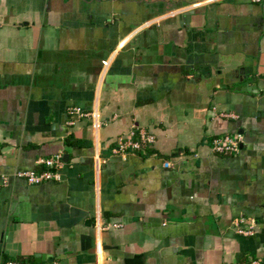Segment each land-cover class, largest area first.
Instances as JSON below:
<instances>
[{
  "label": "crops",
  "instance_id": "0c3cea01",
  "mask_svg": "<svg viewBox=\"0 0 264 264\" xmlns=\"http://www.w3.org/2000/svg\"><path fill=\"white\" fill-rule=\"evenodd\" d=\"M132 128L154 142L113 154ZM235 134L239 152L212 151ZM57 152L60 180L11 176ZM238 216L253 234L234 231ZM252 258H264V0H0V264Z\"/></svg>",
  "mask_w": 264,
  "mask_h": 264
},
{
  "label": "built area",
  "instance_id": "2783aa9c",
  "mask_svg": "<svg viewBox=\"0 0 264 264\" xmlns=\"http://www.w3.org/2000/svg\"><path fill=\"white\" fill-rule=\"evenodd\" d=\"M259 1V0H255ZM68 114H77L79 116L87 115L89 112L84 111L79 106L69 107ZM73 124V120L68 121ZM135 128V127H134ZM133 128L124 135L117 138L115 145L112 147L113 154H127L144 150L154 142V136L143 129H138V133ZM242 141L241 134L235 135H221L212 139L211 149L217 153H237L240 149ZM35 165L40 166L38 170L35 167L29 169H16L11 174L14 178H23L29 184H37L48 180H60V171L64 167L65 162L61 152L50 157H41L35 161ZM164 165H168L167 162ZM1 183H6L7 176L1 177ZM110 226L118 227L119 224H102L100 229H107ZM232 228L237 234L248 236L253 234L255 228V221L244 216H238L232 221ZM2 264H29L24 260L13 259L4 261ZM51 264H59L58 261L53 260ZM250 264H264V258H252Z\"/></svg>",
  "mask_w": 264,
  "mask_h": 264
},
{
  "label": "water",
  "instance_id": "95a60500",
  "mask_svg": "<svg viewBox=\"0 0 264 264\" xmlns=\"http://www.w3.org/2000/svg\"><path fill=\"white\" fill-rule=\"evenodd\" d=\"M187 15V14H186ZM242 89H244V88H242ZM247 90H249V88H247Z\"/></svg>",
  "mask_w": 264,
  "mask_h": 264
}]
</instances>
